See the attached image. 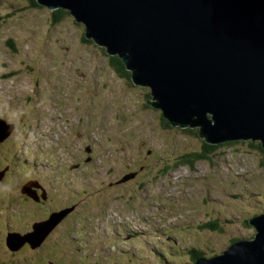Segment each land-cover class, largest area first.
I'll list each match as a JSON object with an SVG mask.
<instances>
[{
	"label": "rangeland",
	"instance_id": "374dc122",
	"mask_svg": "<svg viewBox=\"0 0 264 264\" xmlns=\"http://www.w3.org/2000/svg\"><path fill=\"white\" fill-rule=\"evenodd\" d=\"M83 35L70 14L53 24L44 6L0 0V117L13 126L0 165L10 162L21 182L31 176L58 188L49 206L77 205L39 246L5 249L0 237V264H195L189 249L209 258L232 239L252 238L248 220L264 211L259 141H231L208 159L175 165L181 154L202 151L203 139L167 126L145 103L150 88L135 85L129 70L117 74L103 46L83 43ZM11 197L13 206L7 193L0 206L33 216L19 194ZM8 212L0 209V234L14 221ZM210 222L214 230L202 228Z\"/></svg>",
	"mask_w": 264,
	"mask_h": 264
},
{
	"label": "water",
	"instance_id": "95a60500",
	"mask_svg": "<svg viewBox=\"0 0 264 264\" xmlns=\"http://www.w3.org/2000/svg\"><path fill=\"white\" fill-rule=\"evenodd\" d=\"M36 2L67 10L86 38L118 56L131 81L150 88L145 103L161 109L171 126H197L211 144L251 139L264 149V0ZM12 129L0 118V143ZM70 210L35 223L19 243L10 234L8 247L39 246ZM248 222L256 230L251 240L195 264H264V213Z\"/></svg>",
	"mask_w": 264,
	"mask_h": 264
},
{
	"label": "flooded vegetation",
	"instance_id": "af4514ba",
	"mask_svg": "<svg viewBox=\"0 0 264 264\" xmlns=\"http://www.w3.org/2000/svg\"><path fill=\"white\" fill-rule=\"evenodd\" d=\"M3 144L0 143V146ZM4 163L0 165V169L3 167L4 170L0 171V185L3 183V188H0V196L3 197L5 193L9 195L8 198V204L13 206V197H11L12 194L15 195V193L19 194V199L16 198V200H20L22 203H26V206L33 207L34 209V214L33 216H28L24 214V211L22 210L23 207H19V211L16 209L13 210L11 206L7 204H2L3 206H0V209L2 211H7L10 208L11 210V215H12V220L13 222H10L6 219V221L3 222L2 228H4L3 233L0 234V237L2 239L5 238V240L8 238L9 233H16V237H24L23 233L28 232L31 230V225L34 222L41 221V220H46L50 216L51 213L62 211L63 209H66L67 207H72L74 206L76 208V204L73 202L68 201V203H60L58 205H55L54 207L49 206V202L53 199L60 198V191L58 188H49L47 189V186H44L37 178L31 177V176H25L24 177V182H21L19 180L15 179V175L13 174L14 171V166L7 161H3ZM78 163V162H77ZM75 163L74 165H77ZM82 163L79 162L76 168L81 165ZM73 165V166H74ZM71 166L70 168H72ZM20 172H19V171ZM17 171L19 173L25 172L23 169H18ZM60 173H64V169L59 170ZM38 181H34V180ZM58 182V181H56ZM28 184V185H26ZM55 195V196H54ZM11 197V198H10ZM8 206V208L6 207ZM25 206V213L28 207ZM9 215V212H8ZM9 215V217H11ZM23 215V216H21ZM72 213L69 212V214L65 215L55 226L54 228L50 231L49 236L52 235V232L55 231V229H62L66 225V221L70 219ZM24 216L26 219L23 220ZM26 224L28 227L23 230L22 225L24 226ZM48 236V235H47ZM7 237V238H6ZM24 244V243H23ZM29 246L25 244L22 247V250L28 249ZM38 251H42L43 248L42 246L38 249Z\"/></svg>",
	"mask_w": 264,
	"mask_h": 264
},
{
	"label": "trees",
	"instance_id": "16d2710c",
	"mask_svg": "<svg viewBox=\"0 0 264 264\" xmlns=\"http://www.w3.org/2000/svg\"><path fill=\"white\" fill-rule=\"evenodd\" d=\"M26 2H28V6L31 7V8H41V7H43V6L38 5L37 2H36V0H26ZM66 15H69V12L67 10H64V9L57 8L55 10H51V23L56 24V23L60 22ZM83 28H84V26H83ZM81 40H82L83 43H90V42L91 43H94L93 40L86 38L84 35H83V37H82ZM6 43L9 46H13L14 47V43H11L10 40H7ZM102 49H103L104 53L106 54V56L108 58L107 59L108 60V63L116 71V73L119 74V75L128 76L129 75V72L125 68V66L122 63V61L120 60V58L118 56H110V55H108L106 53V50H105L104 47H102ZM14 50H15V48H14ZM160 115H161V118H162L163 122H166L167 123V126H171L170 123L168 122V120L166 118H164L162 116V114H160ZM183 128H186V127H183ZM188 128H189V132L190 133L195 134L197 137H199L198 136L199 128H197V127H193V128L188 127ZM202 139H203V141H202V145H203L202 151L194 152V153L181 154L178 157V160L176 161V164L175 165H177V163L185 164V163H190V162L196 161V160L208 159L209 156H208L207 153L211 152L216 147H218L219 146V143L218 144H211V143H208V142L204 141V137H202ZM230 143H231V141L225 142V144H228V145ZM258 146L261 148L262 152L264 153V151H263L260 143H259ZM3 161H4V159H3ZM22 165H24V163H22ZM213 223L214 222L206 223L204 225L202 224V226H203L202 228H208V227H210L212 230H214L215 227L212 225ZM238 239L239 238L232 239V240H230V243L231 242H234V241H236ZM5 242H6V240H5ZM4 247H5V249L8 247L7 242L5 243V246ZM8 249H10V248L8 247ZM189 254H190L191 258H193V260H196V259H198L199 257L202 256V253L196 251L195 249H189ZM171 256H172V254H171ZM158 257L161 258L162 257V253H159Z\"/></svg>",
	"mask_w": 264,
	"mask_h": 264
},
{
	"label": "bare ground",
	"instance_id": "6f19581e",
	"mask_svg": "<svg viewBox=\"0 0 264 264\" xmlns=\"http://www.w3.org/2000/svg\"><path fill=\"white\" fill-rule=\"evenodd\" d=\"M144 87V86H143ZM147 87V86H146ZM160 111H161V109H159ZM161 114H162V111H161ZM205 118H206V120H209L210 118H211V116L209 115V114H205ZM211 123H212V121H210ZM174 126H176V125H174ZM178 126V125H177ZM187 127V126H186ZM193 128V127H192ZM198 128V127H197ZM238 140H243V141H245L244 139H233L232 141H238ZM252 141V142H254L253 140H251V139H247V141ZM227 142V141H226ZM225 142H219V145H221V144H224ZM215 144H218V143H215ZM263 149V148H262ZM263 151H264V149H263Z\"/></svg>",
	"mask_w": 264,
	"mask_h": 264
},
{
	"label": "clouds",
	"instance_id": "9594fccd",
	"mask_svg": "<svg viewBox=\"0 0 264 264\" xmlns=\"http://www.w3.org/2000/svg\"><path fill=\"white\" fill-rule=\"evenodd\" d=\"M104 48H105V47H104ZM105 50H106V49H105ZM150 97H151V96H150ZM4 121H5V120H4ZM5 122H6V121H5ZM89 150H90V149H89ZM261 214H262V213H261ZM257 215H259V214H257ZM257 215H254V216H257ZM254 216H252L251 218H253ZM251 218H250V219H251ZM250 219H249V220H250ZM249 220H248V221H249ZM214 224H215V222H214L212 225L214 226ZM248 224H249V222H248ZM250 225H251V224H250ZM251 226H252V225H251ZM214 227H215V226H214ZM252 227H253V226H252ZM253 228H254V227H253ZM255 233H256V230H255ZM253 236H254V235H253ZM252 238H253V237H252ZM252 238L245 239V240H251ZM240 240H241V239H238V240H236V241H240ZM243 240H244V239H243ZM20 241H21V239H20ZM236 241H234V242H236ZM42 242H43V241H42ZM234 242H231V243L226 247V249H227L232 243H234ZM24 243H25V242H24ZM226 249H225V250H226ZM225 250H223V251H225ZM223 251H222V253H223ZM220 254H221V253H220ZM220 254H219V255H220Z\"/></svg>",
	"mask_w": 264,
	"mask_h": 264
}]
</instances>
